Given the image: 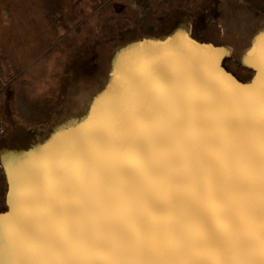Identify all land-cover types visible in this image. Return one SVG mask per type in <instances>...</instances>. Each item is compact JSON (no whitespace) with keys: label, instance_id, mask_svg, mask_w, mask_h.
I'll return each instance as SVG.
<instances>
[{"label":"water","instance_id":"obj_1","mask_svg":"<svg viewBox=\"0 0 264 264\" xmlns=\"http://www.w3.org/2000/svg\"><path fill=\"white\" fill-rule=\"evenodd\" d=\"M119 48L86 112L0 152V264H264V29ZM4 261V262H3Z\"/></svg>","mask_w":264,"mask_h":264},{"label":"rangeland","instance_id":"obj_2","mask_svg":"<svg viewBox=\"0 0 264 264\" xmlns=\"http://www.w3.org/2000/svg\"><path fill=\"white\" fill-rule=\"evenodd\" d=\"M177 28L227 48L225 67L247 80L240 59L264 29V0H0V152L83 115L119 48ZM6 193L0 161V214Z\"/></svg>","mask_w":264,"mask_h":264}]
</instances>
